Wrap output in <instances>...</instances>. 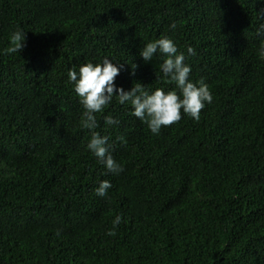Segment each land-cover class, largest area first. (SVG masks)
<instances>
[{
	"label": "trees",
	"instance_id": "16d2710c",
	"mask_svg": "<svg viewBox=\"0 0 264 264\" xmlns=\"http://www.w3.org/2000/svg\"><path fill=\"white\" fill-rule=\"evenodd\" d=\"M261 10L264 0H0V264H264ZM162 35L194 49L189 77L212 101L153 134L113 96L95 113L122 165L112 174L86 147L67 71L108 57L124 65L123 89H172L161 56H139ZM102 180L111 187L98 196Z\"/></svg>",
	"mask_w": 264,
	"mask_h": 264
},
{
	"label": "clouds",
	"instance_id": "9594fccd",
	"mask_svg": "<svg viewBox=\"0 0 264 264\" xmlns=\"http://www.w3.org/2000/svg\"><path fill=\"white\" fill-rule=\"evenodd\" d=\"M264 10L260 11V15ZM174 28V24H170ZM259 38L256 52L264 58V23L257 27ZM9 40L13 47L11 51H19L25 44V31L15 29L10 32ZM187 55L194 54V49L188 46ZM186 53L177 50V44L169 35L146 42L139 50V56L144 61H149L154 54H159L162 62L159 65L163 77L174 82L175 87L169 90L157 87L149 91L139 82L127 90L115 83V78L123 70L124 65L113 62L108 57L99 62L88 60L79 65L78 69L70 68L67 71V79L71 82L79 103L83 107L81 126L90 130L91 135L87 142V149L101 162L105 169L118 174L122 171V165L117 162L108 151V137L95 131L97 120L95 113L101 112L105 105L116 97L117 103L131 106L132 114L146 123L151 133L157 134L161 126H166L181 118V112L198 120L200 110L206 103H211L212 94L208 85L201 78L194 82L190 77L191 67L185 63ZM135 64L131 65L130 75H134ZM105 124H118L119 121L108 115L104 118ZM111 187L108 180H102L95 187L94 192L98 196H104ZM120 216L113 219V224L120 222ZM111 234V232H109Z\"/></svg>",
	"mask_w": 264,
	"mask_h": 264
}]
</instances>
